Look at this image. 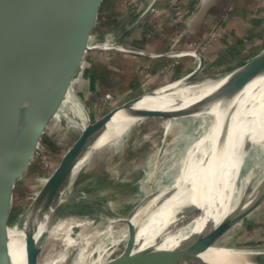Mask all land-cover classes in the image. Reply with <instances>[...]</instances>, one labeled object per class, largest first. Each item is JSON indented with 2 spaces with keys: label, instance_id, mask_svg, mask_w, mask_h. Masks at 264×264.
Masks as SVG:
<instances>
[{
  "label": "rangeland",
  "instance_id": "1",
  "mask_svg": "<svg viewBox=\"0 0 264 264\" xmlns=\"http://www.w3.org/2000/svg\"><path fill=\"white\" fill-rule=\"evenodd\" d=\"M143 1L101 0L97 24L90 40L93 41L90 42L93 49L86 52L73 75V78L76 79L85 71H90V69L97 71L98 89L91 92L88 100L83 101L85 111L82 110V113L78 114L80 118L73 116L70 112L67 113L68 105L61 107V112L50 120L41 140V145L34 148L33 156L26 166H22V153H13L18 160V164L9 167L8 170L14 178L13 201L9 214L11 224L25 211L29 203L40 192L42 186L49 181L65 152L82 132L84 125L106 116L115 107L142 92L190 73L200 64L196 53H201L204 60L203 68L196 79L218 78L245 64L264 48V0H219L218 4L212 7L213 15H197L198 22L200 17L204 16L207 24L202 35L195 37L197 47L185 48L184 46L183 50L186 49V52H188L187 57H191L193 60L191 67L185 68L186 62L180 67L172 66L170 63L162 67L155 66L153 64L155 59H149L141 56V54L127 51L125 47L143 51L140 47L137 48L139 46L137 44L142 45L143 42L153 48L160 47L163 43L160 42L162 34L160 36L159 34L163 31L165 18L184 25L186 21H189L191 10L187 8L188 4L183 2L185 0H168L170 4L177 7L170 11V15H154V12L149 13V15L143 13ZM151 9L158 11L156 2L152 3ZM245 9H249L251 14L254 13L253 10L255 13L259 10V15H247V19L243 21L240 20L241 18L236 19L233 15H229L237 10ZM153 15L156 16V20L150 28H156L155 31H152L154 36L145 37V41L135 39L133 43L136 48L131 47V34L133 33L131 30L134 28L135 33H141V28L148 27L146 24L149 22V17ZM132 16L134 20L131 19ZM232 17L236 19L235 23L238 21L237 23L240 24V31L245 42L242 41L244 42L242 45L230 42L228 48L221 47L219 42L224 37L222 28L228 27L226 22L231 21ZM251 18H259L255 30L250 29L251 22H253V20H249ZM160 53H156V55H162V52ZM67 94H72L74 97L71 102L68 101L69 105L78 108L80 104L75 94L71 90ZM157 117L161 118H159L160 121ZM168 119L166 115L148 116L141 119L126 134L120 145L104 146L93 153L85 161L72 182L77 183L91 175H96L95 183L79 192L73 199L65 200L58 205L55 218L67 219L72 214H78L80 218L85 216L94 218L95 223L91 225L104 228L110 223L112 217L108 215L109 217L102 218V213L98 211L96 206L103 201L111 202L114 210L124 213L131 211L146 192L143 184L147 186L150 184L147 182L141 184L139 180L146 171V159L153 152L161 151L160 155L152 156L155 161L152 166L154 169L156 167L160 168L162 166L161 161L164 159L175 160L173 157L170 158L168 150L174 146V139L180 131L188 127L187 121H190L191 117L174 119L173 121L176 123L167 131L165 123ZM245 151L250 152L248 147ZM256 156H252L255 160L252 162L251 169H253V175L256 174L255 176L262 178L264 169L263 151L261 150L260 155ZM165 167L171 169L177 168L178 165L175 167L173 164H168ZM111 170L118 172V174L112 173ZM196 208L192 210L193 212L189 211L186 218L179 221V223H184L186 220L185 223L190 222L192 216L202 210L199 206ZM91 225H88V230L93 228ZM126 226L125 222L115 223L116 234H125L127 232ZM82 229V226L75 224L72 236H77ZM102 240V236L98 237L97 243ZM215 242L226 245L264 246V200L249 211L239 223L227 230L219 240L216 239ZM64 245V240L49 237L43 255L48 254V257L54 261L64 253L62 251ZM124 246L125 241L122 240L117 245L109 243L107 249L109 251L115 250L114 257H117L123 253ZM71 249L69 252L70 258L57 264H71L72 258L76 254V249ZM46 261V259H41L40 264H45Z\"/></svg>",
  "mask_w": 264,
  "mask_h": 264
},
{
  "label": "bare ground",
  "instance_id": "2",
  "mask_svg": "<svg viewBox=\"0 0 264 264\" xmlns=\"http://www.w3.org/2000/svg\"><path fill=\"white\" fill-rule=\"evenodd\" d=\"M258 62L259 59L251 61L243 69ZM224 79L207 78L195 85L178 89L176 93H182L184 95L182 98L161 96L142 100L140 107L160 111L180 108L188 110L192 107L190 116L189 112H186L183 116L169 118L165 123L168 131L176 123L174 119L191 117V120L187 121L188 127L180 131L174 139V146L168 150L170 158L173 157L175 160L164 159L161 161L162 166L154 169L152 166L155 161L152 156L160 155L161 151L153 152L151 157L146 159V171L139 180L141 184L145 182L150 184L149 186L143 184L146 188L144 196L128 213L112 209V203L109 201L97 205L102 218L112 217L104 228L92 226L91 224L95 223L92 217L80 218L78 214H72L67 219L56 217L34 264H40L41 259L47 260L45 264L65 262L70 258L71 248L76 249L71 264H99L123 258L135 240L138 241L141 252L138 261L195 236H204L202 242H215L216 234L234 220V215L233 217L228 215L241 204V201H249L264 188V169L262 178L253 175L251 169L255 160L253 158L259 156L261 150L264 153V76L241 90L214 94L206 101L198 100L206 90L214 88ZM196 89L198 90L195 91ZM191 94L193 96H190ZM139 121L127 115L115 118L109 123V130L83 154L74 168L58 205L66 200L68 193L73 189L75 183L72 181L85 161L104 146L120 145L126 134ZM247 147L250 152L245 151ZM168 164L178 167L166 168ZM112 170V173L118 174ZM6 183L7 177L2 171L0 207L5 221L11 212L13 201ZM40 192L14 223L6 222L10 238L0 235V264H10L13 260L16 264H27L26 231L32 233L35 230L38 210L35 203ZM194 206H199L202 210L193 215L190 222L185 223L186 220L179 223L186 218L182 216ZM120 222L127 225V232L123 235H117L114 228V224ZM75 224L82 226L83 229L77 236H72ZM89 224L93 227L90 230L87 229ZM100 236L103 240L97 243ZM49 237L60 238L65 244L62 249L64 253L54 261L48 254L43 255ZM122 240L125 241L123 253L114 257L115 250L109 251L107 245L109 243L117 245ZM177 255L182 264H254L250 260V257L254 256L252 253L232 254L227 248L208 252L181 249Z\"/></svg>",
  "mask_w": 264,
  "mask_h": 264
},
{
  "label": "water",
  "instance_id": "3",
  "mask_svg": "<svg viewBox=\"0 0 264 264\" xmlns=\"http://www.w3.org/2000/svg\"><path fill=\"white\" fill-rule=\"evenodd\" d=\"M100 2L101 0H1L0 2V173L3 171L7 177L6 188L11 199H13L14 178L8 170L9 167L18 164L13 153H22V166H26L33 156L34 148L41 145L50 120L66 102L77 67L86 52L93 49L90 40L97 24ZM125 50L144 53L128 47H125ZM196 55L200 64L190 73L142 92L115 107L106 116L84 125L82 132L65 152L59 166L49 181L42 186L38 195L37 204L35 203L38 205L35 230L32 233L26 231L27 264H34L39 255L41 245L56 216L58 201L73 175L74 168L83 154L109 130V123L113 119L127 115L137 120L157 115L174 118L183 116L186 112L191 115L192 107L188 110L180 108L160 111L140 107L139 104L147 97L182 98L184 96L182 93H176L178 89L207 79H196L204 63L201 53ZM256 59H259L257 64L243 69ZM263 76L264 48L245 64L220 76L225 79L214 88L206 90L198 100L206 101L214 94L241 90ZM72 108L77 110L75 106ZM95 179L96 175H91L75 183L66 200L73 199L86 187L93 185ZM263 200L264 188L249 201H241V204L228 215L229 217L234 215V220L214 238L219 240L227 230L239 223ZM196 207H192L189 211ZM189 211L182 218L188 215ZM0 235L10 238L9 226L3 218L1 207ZM203 238L204 236H195L186 239L161 253L146 256L142 261H138L141 252L138 241L135 240L123 258H115L99 264H182L177 255L181 249L208 252L220 248H227L232 254L252 253L254 256L250 257V260L254 264H264V246L206 243L202 242ZM10 264L16 263L13 260Z\"/></svg>",
  "mask_w": 264,
  "mask_h": 264
},
{
  "label": "crops",
  "instance_id": "4",
  "mask_svg": "<svg viewBox=\"0 0 264 264\" xmlns=\"http://www.w3.org/2000/svg\"><path fill=\"white\" fill-rule=\"evenodd\" d=\"M155 2H156V6H157L158 11H153L151 9L152 3L154 4ZM183 2L187 3L188 4L187 8H189V10H191L189 12V21H186V23H184V25H182V23H180V22L175 23L171 19L165 18L164 28L162 29L163 31H162V33L159 34V36L162 34L160 42L163 43V45H161L158 48H153L151 46H148L147 44H144V42L142 43V45L137 44V45H139V46H137V48L140 47L141 49H143L144 53H142L141 56L148 57L149 59H155V61H154L155 63H153L155 66L162 67L165 64L170 63V65H172V66L180 67L183 64H185V62H186V65H184V66H186L185 68L191 67L193 60L191 59V57H187L188 53L185 54L186 49L183 50L184 46H185V48L197 47L196 45H198V44H195V41L197 40V39H195V37L201 36L203 31L207 27V24L204 20L206 17H204V16L200 17L199 22H201V23H199L197 15H205V16L213 15L212 7L216 4H218L219 0H185ZM175 8H177V7L170 4L168 0H144L143 1V9H144L143 13L144 14H146V13L149 14V13L154 12V15L155 14L170 15V11L175 9ZM253 12L254 13L251 14V11L249 9H245V10H241V11L237 10V11H235L229 15H233V17L236 19L241 18L240 20L243 21L244 19H247V15H259V10H257L256 13L254 10H253ZM154 15L149 17V22L146 24V25H148V27L145 25L146 27L141 28V33L140 32L135 33L134 28H133V30H132L133 33L131 34V37H132L131 38V44H130L131 47H134L135 44L133 43V41L135 39L140 41L141 39L144 40L145 37H147V36H154V35H152V31L153 30L155 31L156 28H153V29L150 28V26L156 20V16H154ZM234 18L231 21L226 22L228 27L226 26V27L222 28L223 33H224V37H223L222 41L219 42V45L221 47L228 48L230 42H232V43L236 42L237 44H241V45L244 44V42H245L243 37H242L241 31H240V24L237 23L238 21L235 23L236 19H234ZM131 19L134 20L133 16ZM249 20H253V22H251L252 25H251L250 29L255 30L256 29L255 26H257L259 23V18L258 19L251 18ZM133 24H134V22H133ZM199 24L201 26L200 29H199ZM232 37H234V39H232ZM242 41H244V42H242ZM134 48H136V47H134ZM155 52L156 53L162 52V55H156ZM137 57H139V56H137ZM90 68H91V66L89 67V69ZM98 85H99V78L97 76V71L96 72L94 71V74H93V72L91 73V69H90V71H87V72L85 71V73H83L80 77H77L76 79L73 78L71 91L75 94V96L79 100L80 105H78V108H77L78 111L74 110L68 103V101L71 102L74 97L72 94L71 95L67 94L66 100H65L66 102H64V105H63V107L68 105L67 106V109H68L67 113L70 112V114H72L73 116L80 118L78 116V114L82 113L81 112L82 110L85 111V106H84L83 101L85 102L86 100L89 99V95L91 94V92L97 91ZM78 100H77V102H78ZM61 109H60V111L56 112L55 115L60 113Z\"/></svg>",
  "mask_w": 264,
  "mask_h": 264
},
{
  "label": "trees",
  "instance_id": "5",
  "mask_svg": "<svg viewBox=\"0 0 264 264\" xmlns=\"http://www.w3.org/2000/svg\"><path fill=\"white\" fill-rule=\"evenodd\" d=\"M94 71H95V70H91V73L93 72V74H94ZM97 73H98V72H97ZM97 76H98V74H97Z\"/></svg>",
  "mask_w": 264,
  "mask_h": 264
}]
</instances>
